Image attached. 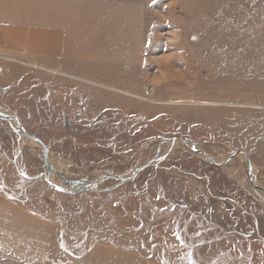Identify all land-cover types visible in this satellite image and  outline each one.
<instances>
[{
  "label": "rangeland",
  "instance_id": "obj_1",
  "mask_svg": "<svg viewBox=\"0 0 264 264\" xmlns=\"http://www.w3.org/2000/svg\"><path fill=\"white\" fill-rule=\"evenodd\" d=\"M0 264H264V0H0Z\"/></svg>",
  "mask_w": 264,
  "mask_h": 264
},
{
  "label": "bare ground",
  "instance_id": "obj_2",
  "mask_svg": "<svg viewBox=\"0 0 264 264\" xmlns=\"http://www.w3.org/2000/svg\"><path fill=\"white\" fill-rule=\"evenodd\" d=\"M24 34H25V32H24ZM20 35V34H19ZM18 35V36H19ZM18 36L16 35V34H11V35H8L7 36V41H8V43H7V41H6V45L5 46H13V47H16V48H18V49H21V46L23 45V42H24V40H19V38H18ZM37 44H41V43H37ZM37 44H34V43H29L28 44V48H27V51H26V53H28V52H30V53H32V54H35V56H36V53H38V51H40V50H42L40 53H38V54H42V56L43 55H46L47 57H49L46 53H45V51H48L49 53H51L50 52V50L48 49V48H43V47H41V46H37ZM18 45L20 46V48L18 47ZM7 50V49H6ZM8 51V50H7ZM24 50H22V52H23ZM52 55V54H51ZM34 56V55H33ZM40 58H42V57H40ZM40 58H37V59H40ZM34 59V58H33ZM36 59V60H37ZM41 60V59H40ZM182 60H180V62H181ZM44 64V63H43ZM35 66L36 67H39V68H42V69H44V70H49L48 68H46V67H44V66H40V65H36L35 64ZM208 104H210V101L209 102H207ZM216 103V102H215ZM217 104V103H216ZM254 106H256L257 107V105H254Z\"/></svg>",
  "mask_w": 264,
  "mask_h": 264
},
{
  "label": "water",
  "instance_id": "obj_3",
  "mask_svg": "<svg viewBox=\"0 0 264 264\" xmlns=\"http://www.w3.org/2000/svg\"><path fill=\"white\" fill-rule=\"evenodd\" d=\"M179 139H181L182 141H184L188 146H189V143H188V141H187V139L186 138H179ZM192 150L195 152V153H198V154H201V155H204V156H206L208 159H209V163H211V164H216L215 163V161L213 160V158L209 155V154H207L205 151H203L202 149H197V148H192ZM238 153H235V155H237ZM246 160H247V163H248V165L251 167V162H250V160H249V158L246 156ZM136 174V172L134 173V175ZM114 178V179H123V178H119V177H116V176H107V177H104V178H102L101 180H99V181H96L95 182V185H97V184H100L102 181H104V180H107L108 178ZM252 179V178H251ZM123 180H125L126 181V179H123ZM55 187V186H54ZM55 188H57V189H59L58 187H55ZM92 187H88V188H86V189H91ZM261 189V188H260Z\"/></svg>",
  "mask_w": 264,
  "mask_h": 264
},
{
  "label": "flooded vegetation",
  "instance_id": "obj_4",
  "mask_svg": "<svg viewBox=\"0 0 264 264\" xmlns=\"http://www.w3.org/2000/svg\"><path fill=\"white\" fill-rule=\"evenodd\" d=\"M13 118H14L15 120H17V121L19 120L17 116H13ZM6 120L10 121V117H8ZM66 125L69 126L70 123H69L68 121H66ZM46 152H47V151H46Z\"/></svg>",
  "mask_w": 264,
  "mask_h": 264
}]
</instances>
